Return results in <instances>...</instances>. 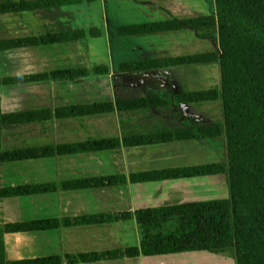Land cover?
Segmentation results:
<instances>
[{
  "label": "trees",
  "instance_id": "trees-1",
  "mask_svg": "<svg viewBox=\"0 0 264 264\" xmlns=\"http://www.w3.org/2000/svg\"><path fill=\"white\" fill-rule=\"evenodd\" d=\"M96 0H0V59L24 48H52L86 40V31L72 27L73 15L68 7L92 4ZM140 1V0H133ZM215 13L187 19L121 27V37L151 36L190 31L200 39L213 42L209 53L170 59H148L122 64L121 73L147 72L169 68L220 65L219 89L195 91L183 95L136 97L131 93L113 102H91L48 110L4 112L0 96V166L7 163L110 151L175 142L223 141L226 162L173 167L126 175L107 176L64 182L65 190H82L153 183L168 180L225 175L230 196L225 200L169 205L154 209L102 215L32 221L0 226V264H85L124 258L154 257L182 253L207 252L232 258L235 264H264V0H214ZM31 13L56 30L42 35L12 38L8 35L5 16ZM99 37V32H92ZM9 60V59H8ZM13 67L10 63L9 68ZM21 63L19 62V69ZM110 74L106 65L91 68L54 69L51 74L6 76L3 84H21L53 80L56 83L91 84ZM24 84V85H25ZM221 102L223 124L195 129H164L147 133H128L120 138L85 140L64 145L26 148L10 143L14 131L37 122L57 119H80L114 115H131L171 105H203ZM54 184L0 187V201L56 191ZM140 227L139 247L115 251L92 252L31 260L11 261L7 257L5 235L37 232L65 227L103 225L131 221Z\"/></svg>",
  "mask_w": 264,
  "mask_h": 264
},
{
  "label": "crops",
  "instance_id": "crops-1",
  "mask_svg": "<svg viewBox=\"0 0 264 264\" xmlns=\"http://www.w3.org/2000/svg\"><path fill=\"white\" fill-rule=\"evenodd\" d=\"M175 1L181 2V0ZM135 2L144 6L154 5V9H158L164 15V21L173 19L182 20L179 18L180 14L177 13V10L181 8V4H179V7L176 6V11L172 12L170 9H166L164 6L151 0ZM186 5L187 2L184 0L183 6L185 8H187ZM173 37H177V35H174V33L169 34L168 44L165 42L159 45V48L165 50L166 47H172L173 44L171 41ZM179 47H181L180 44L176 46L180 50ZM43 59L51 62L50 56L43 55ZM40 60V55L36 56V58H32L31 55L25 57V60L21 62V67L28 71L25 76L51 74L53 70H48V67H46L47 63L39 62ZM29 62L31 63L30 66ZM39 66L42 67V71H38ZM33 69H37V71H33ZM181 69L182 67L147 72H120V74L119 72H115L114 75L111 73L106 77L99 78L101 80L98 82L93 78L91 84L82 83L75 85L67 83L69 87L67 88L68 98L64 103L55 101V97H61L63 95V89L53 88V94H51L49 89H35L34 94L37 97L36 103L31 102L27 110H48L53 113L56 109L71 105H84L91 102L116 103L118 97L125 96L127 93H131L132 96L136 97H152L161 95L177 96L195 92L196 90L189 89L187 76L186 74H181ZM44 82H50L51 86H55L53 80ZM83 87L88 88V90H84L87 93L86 96L83 95ZM27 93H29L28 90H26ZM201 106L171 105L153 108L147 111H139L131 115H121L119 112H116L114 115L93 116L80 119L52 118L47 121L37 122L35 124L36 132L34 135L27 136L24 144L20 146L26 148L46 147L49 145L59 146L102 138L122 139L125 131L126 134L130 132L133 134H141L164 129H195L200 126L212 127L223 124V122L216 124L211 121L209 122L212 124L202 123V120H199L200 118L194 115ZM218 142L220 141L199 140L190 143L175 142L168 145H152L131 149L122 147L110 151L63 155L4 164L3 167H18L19 171L14 172L15 174L13 175L15 177L18 176L21 181L19 184L3 187L54 184L57 190L33 196L6 199L13 201V204L5 205V210L2 213L4 218L1 217L0 219H4V221L0 223V226L32 221L63 220L66 218L118 212L135 213L139 210L154 209L169 205L205 202L193 201L194 197H196L193 194V189L184 181L207 177H222L223 180L221 182L211 181V183L223 185L225 180L228 185L225 175L153 183H127L119 186L82 190H65L62 184L74 180L118 175L129 176L135 173L159 170L155 169V167L171 159L197 160L200 156V148H204L203 145L218 144ZM187 147H190V149L188 150ZM213 147L211 145V148H208L210 150L214 149ZM193 155L197 157H192ZM196 165L200 164L197 163ZM191 166H195V164ZM13 206L16 207V212L13 211ZM12 236L16 237L18 247L9 256V260L11 261L55 256L64 259L67 255L107 252L128 247H139L141 243L140 227L135 218L127 222L103 225L77 227H65L61 225L56 229L47 231L6 234L5 248L7 254L9 249L7 240ZM209 263L235 264L229 258H223L222 256L207 252L182 253L157 257L140 256L137 258H124L85 264ZM63 264L66 263L64 262Z\"/></svg>",
  "mask_w": 264,
  "mask_h": 264
},
{
  "label": "rangeland",
  "instance_id": "rangeland-1",
  "mask_svg": "<svg viewBox=\"0 0 264 264\" xmlns=\"http://www.w3.org/2000/svg\"><path fill=\"white\" fill-rule=\"evenodd\" d=\"M151 1L157 2V4L164 6L166 9H170L172 12L176 11V6L179 7V4H181V8L177 10V13L180 14L179 18L181 19H187L200 14L210 15L215 13L214 0H185L187 2V8L183 6L184 0H181V2L175 0ZM66 11L73 15L72 27L86 31V40L77 44H62L45 49H20L6 59L9 63H4L5 67H2L3 63L0 59V96L2 110L4 112L27 109L30 107L31 102L36 103L37 97L34 94L35 89H49L51 94H53V88L63 89L64 91L62 93L65 96L55 97V101L64 103L68 98L67 88L69 87L67 83L59 84L54 82V87L53 85L51 86L50 82L28 83L27 85L24 83L25 85L21 84L14 88L3 84V78L6 76H25L28 71L22 67L19 69V62L21 63L25 60L27 55H31L32 58L40 55L41 60L39 62H46L48 70L57 68H91L95 65H106L110 69V74L113 73L114 75L115 72H119L118 68L122 64L148 60L151 57H154L152 59H170L197 55L209 53L216 49L213 42L207 39H200L190 31H183L180 34L174 33L177 37H173L171 41L173 48L166 47L165 50H161L159 45L165 42L168 44V36L171 33L126 38L119 36L118 30L121 27L163 22L165 19L164 15L158 9H154V5L144 6L133 0H96L92 4L68 7ZM3 20L8 24V35L12 38H23L31 35L38 36L56 30L53 25L42 21L31 13L17 17L5 16ZM92 32H99L101 35L97 37ZM178 44L181 46L179 47L180 50L176 48ZM43 55L50 56L51 62L45 61ZM10 63L13 65L11 68H9ZM30 65L31 63L29 62ZM33 71H37V69H33ZM38 71H42V67L39 66ZM180 72L181 74H186L189 89L196 91L212 90L219 89L221 86L220 65L218 63L182 68ZM82 89L83 95L86 96L87 93L84 90H88V88L83 87ZM26 90L29 93L26 94ZM30 90L32 91L30 92ZM194 115L198 116L200 118L199 120H202L204 124L210 123L209 121L216 124L222 123V104L221 102L204 104L197 109ZM35 132V125L19 129L17 132L14 131L10 137V143L18 146L22 145L27 136H32ZM211 145L214 146V149L209 150L208 147L211 148ZM203 147H199L200 156L197 160L171 159L160 163L155 169L191 166L197 163L226 162L227 154L223 141L218 142V144H205ZM187 148L188 150L190 149V147ZM192 157L197 156L193 155ZM18 171V167L8 168L7 166H0V187L19 184L21 181L20 178L13 175ZM222 180V177H207L184 182L186 184L188 183L193 189V194L196 196L193 201H218L229 198V187L225 180L223 185H216L215 183H211V181L219 183ZM11 204H13V201H0V219L1 217L4 218L2 213L5 210V205ZM13 211L16 212V207L14 206ZM3 221L4 219L0 220V223ZM7 242L9 248L7 257L9 259V256L14 253L13 251L18 245L15 236L10 237ZM229 259L235 263L234 259Z\"/></svg>",
  "mask_w": 264,
  "mask_h": 264
}]
</instances>
